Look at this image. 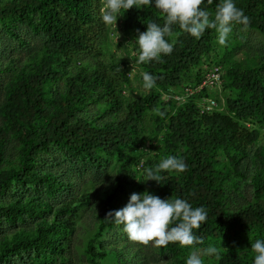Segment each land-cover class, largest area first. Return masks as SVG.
I'll return each mask as SVG.
<instances>
[{"label": "trees", "instance_id": "1", "mask_svg": "<svg viewBox=\"0 0 264 264\" xmlns=\"http://www.w3.org/2000/svg\"><path fill=\"white\" fill-rule=\"evenodd\" d=\"M103 1L0 0V21L9 34L17 37L13 27L24 25L42 38L39 54L32 56L6 85L5 100L0 106L3 122L0 126V193L12 185L30 182L43 183L50 196L63 190L67 184L52 173L40 172L36 166L39 153L48 152L50 145L86 158L95 166L100 165L103 154H115L114 185L109 192L102 194L103 212L97 215L96 236L101 235L104 230L117 225L114 218L106 217V214L123 208L120 203L129 184L135 182L139 172L136 168L142 161L140 157L136 159L122 154L120 149L133 141L146 111L154 109L157 111L154 130L164 134L163 157H177L187 168L182 173L161 170L160 183L148 180V186L161 199L173 202L179 198L193 209L204 208L206 222L199 229H193V235L202 238L203 243L215 238L222 239L229 246L215 264H248L249 261L254 264L257 254L239 255V249L255 229L264 232V207L252 204L227 212L222 201V183L231 169L238 170L239 160L249 148L258 143V126L264 125V63L258 69L236 68L222 75L221 89H226L228 83L225 79L228 78L234 95L225 99L221 109L200 111L198 101L210 94L207 88L183 101L165 100V94H180L187 85L196 86L202 81L207 70L201 72L199 65L202 58L213 50L212 41L218 35L216 29H206L197 39L175 24L171 26V34L164 37L173 45L172 53H161L159 60L141 63L142 74L147 72L155 78L152 92L123 102L122 96L115 94L118 79L111 77L109 70L118 73L120 82L125 84L129 82V75L117 62L110 61L105 69L99 65L91 70L82 68L73 75L68 74L67 69L75 56L94 49L104 33ZM223 2L212 0L209 4L204 0L200 7L210 13L212 20L218 5ZM233 3L250 18L246 28L258 30L264 39V0H233ZM122 12L124 27L136 38L139 33L147 31L148 23L154 22L160 27L165 23L166 14L155 7V0L140 9L134 6ZM235 24L245 28L242 24ZM192 74L195 75L193 79ZM64 75L65 90L53 92L51 84ZM97 88L96 98L107 95L104 111L117 113L124 107L123 119L97 126L77 116L85 100ZM9 134L17 143L15 161L6 155ZM256 149L261 150L260 147ZM260 150L256 155H261ZM261 159L264 164V158ZM146 163L148 169L155 170L158 166L157 162L150 163L149 160L143 161L142 166ZM252 182L255 195L264 196V175L256 174ZM46 206L45 202L31 203L17 198L0 205V217L11 224L26 216L38 215ZM75 215V206H58L53 211L52 222L39 225L30 235H14L1 240L0 264L21 251L34 253L31 264H52L53 256L63 260ZM203 243L190 246L169 243L167 249L177 251L183 247H199ZM85 253L90 264H98L96 257L105 255L96 250L93 240L88 242Z\"/></svg>", "mask_w": 264, "mask_h": 264}, {"label": "rangeland", "instance_id": "2", "mask_svg": "<svg viewBox=\"0 0 264 264\" xmlns=\"http://www.w3.org/2000/svg\"><path fill=\"white\" fill-rule=\"evenodd\" d=\"M5 1V0H3ZM106 8V0L103 1L102 9ZM124 13L121 11L117 16V22L105 25L104 33L98 38L97 45L92 50L83 51L75 56L68 65V74L73 75L80 69L91 70L99 65L105 69L110 61H115L129 75V82H120L118 73L109 70V75L118 79V87L115 94L122 96L123 102L133 100L137 96H143L152 92L143 86L142 67L138 62L140 48L138 38L132 31L123 25ZM17 35L14 37L6 30L0 21V106L5 100L6 85L11 82L17 72L32 56L38 55L42 46V38L32 33L27 26L13 27ZM218 36L213 39V50L208 56H204L199 65L200 71L220 64L222 75H226L231 69H258L264 63V39L256 29L242 28L233 23L226 43L221 45ZM199 71V72H200ZM195 77L192 74L190 77ZM128 78V76H126ZM193 77L191 79H193ZM65 75L57 82L51 84L53 92L65 90ZM226 89L210 90L207 97L217 98L218 108H223L225 99L232 97L233 89L228 78ZM226 84V83H225ZM121 89L118 91V89ZM222 88V87H221ZM99 88L91 92L90 98L85 100L84 105L78 111L77 116L85 118L92 124L101 126L104 123L118 122L124 118L125 109L121 107L117 113L104 111L107 95L101 99L96 98ZM201 104L203 101H198ZM158 103V102H157ZM154 109L146 111L143 120L138 123L137 133L133 141L125 148L120 149L122 154L141 158V162L149 160L150 163L158 164L165 159L162 155L164 134L156 132ZM0 116V126L2 125ZM260 135L257 145H252L247 154L239 160L238 170L231 169L223 180V206L227 212H234L247 205L258 204L264 207V196L257 197L254 193L253 178L256 174L264 175V125L258 126ZM260 147V149H256ZM260 150L261 155H256ZM6 155L9 160H16L17 143L8 135ZM261 157V158H260ZM37 169L43 173H52L58 180L67 184L66 187L55 196L46 193V188L41 182H30L27 185H12L6 192L0 193V205H6L10 201L23 198L24 201L45 202V210L36 216H26L23 220L11 224L0 217V241L9 239L14 235L28 234L43 223L53 220V211L56 207L69 204L76 207V215L73 221V230L68 236V241L63 252V260L58 256L52 257V264H90L86 259V247L90 240L98 252H103L104 257H96L98 264H186L187 258L195 252L202 260V264H215L218 259L215 255H207L205 250L212 246L216 247L220 256L229 246L222 239L209 238L199 247H183L177 251L167 248H157L152 242L145 246L132 241L124 231L123 225H115L112 229H106L96 236L97 215L103 212L101 196L109 192L114 185V175L117 166L115 154H103L100 165L91 164L86 158L74 156L64 149L54 145L49 146L48 152H40L36 160ZM146 163L141 168H136L135 182L127 187L126 196L120 205L126 206L132 193L148 192L159 197L158 193L148 186ZM141 180V181H138ZM141 186V188H140ZM160 198V197H159ZM170 227V226H169ZM256 240L264 241V232L255 229L250 233L246 243L240 244L239 255L249 254L255 256L251 245ZM34 256L32 251L19 252L10 255L4 264H31ZM248 264H252L250 261Z\"/></svg>", "mask_w": 264, "mask_h": 264}, {"label": "clouds", "instance_id": "3", "mask_svg": "<svg viewBox=\"0 0 264 264\" xmlns=\"http://www.w3.org/2000/svg\"><path fill=\"white\" fill-rule=\"evenodd\" d=\"M152 0H106V8L102 11V21L106 25L115 24L117 16L122 10L126 11L135 6L150 5ZM204 0H155V7L166 14L163 27L156 23H148L147 31L139 33L138 45L140 54L139 63L159 60L161 53L171 54L173 45L165 40V34H171V26L178 24L180 29L199 39L206 29H216L219 33L218 40L221 45L226 43L229 33L232 31L233 22L242 24L245 28L250 23L242 9H238L233 0H224L218 5L214 19L210 20V13L201 9ZM211 4L212 0H208ZM143 86L151 89L155 84V78L145 72L142 74ZM163 115V113H160ZM187 166L183 160L169 156L163 159L155 170L146 171L147 180H155L160 183L161 170H175L184 172ZM141 181V180H138ZM106 217H113L117 226L123 225L124 231L132 241L145 246L150 242L157 248H167L169 243L178 242L181 246H190L194 243H203V239L193 235V229H199L206 222L207 212L203 207L192 208L183 199H175L169 202L148 192L132 193L126 206L119 210L109 211ZM176 224V226H171ZM257 254L254 264H264V241L256 240L251 245ZM207 255H215L220 259V253L216 247H208ZM186 264H202L201 258L193 252Z\"/></svg>", "mask_w": 264, "mask_h": 264}, {"label": "built area", "instance_id": "4", "mask_svg": "<svg viewBox=\"0 0 264 264\" xmlns=\"http://www.w3.org/2000/svg\"><path fill=\"white\" fill-rule=\"evenodd\" d=\"M222 68L221 65H215L211 68H209L203 75L202 81L196 85L191 86L187 85L183 92L180 94H165V100H168L169 98H173L175 100H185L197 93H199L202 89L207 88L208 90H215V89H221L222 87ZM202 103L200 104V111H212L218 108V103L213 97H205L202 99ZM140 167L142 166V162L138 164ZM139 167V168H140Z\"/></svg>", "mask_w": 264, "mask_h": 264}]
</instances>
